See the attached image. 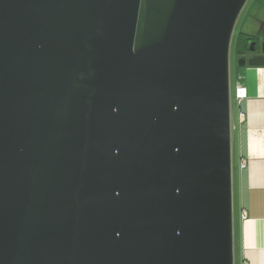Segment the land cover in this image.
Listing matches in <instances>:
<instances>
[{
	"label": "water",
	"instance_id": "95a60500",
	"mask_svg": "<svg viewBox=\"0 0 264 264\" xmlns=\"http://www.w3.org/2000/svg\"><path fill=\"white\" fill-rule=\"evenodd\" d=\"M246 1L0 0V264H234Z\"/></svg>",
	"mask_w": 264,
	"mask_h": 264
},
{
	"label": "crops",
	"instance_id": "0c3cea01",
	"mask_svg": "<svg viewBox=\"0 0 264 264\" xmlns=\"http://www.w3.org/2000/svg\"><path fill=\"white\" fill-rule=\"evenodd\" d=\"M244 7L239 33L264 40V0H247ZM238 81L246 88L240 101L234 97ZM229 82L234 264H264V65L236 64Z\"/></svg>",
	"mask_w": 264,
	"mask_h": 264
},
{
	"label": "rangeland",
	"instance_id": "374dc122",
	"mask_svg": "<svg viewBox=\"0 0 264 264\" xmlns=\"http://www.w3.org/2000/svg\"><path fill=\"white\" fill-rule=\"evenodd\" d=\"M242 9L243 10H241V12H240V14H239V16L235 22L233 34L231 37L230 55H229V73H230V71H232L233 68H235V65L238 63L237 56H235V43H236V39H237V36L239 34V31H240L242 22L244 21L246 11L248 10V7H243ZM230 93H231V105H232V101H233L232 91ZM231 109H232V107H231ZM232 159H233V157H232V143H231V165H232V172H233V160Z\"/></svg>",
	"mask_w": 264,
	"mask_h": 264
},
{
	"label": "trees",
	"instance_id": "16d2710c",
	"mask_svg": "<svg viewBox=\"0 0 264 264\" xmlns=\"http://www.w3.org/2000/svg\"><path fill=\"white\" fill-rule=\"evenodd\" d=\"M249 40L257 41V36H255L254 34H245L242 32L238 34L235 43V52L237 53V55L242 54L245 51V45Z\"/></svg>",
	"mask_w": 264,
	"mask_h": 264
},
{
	"label": "built area",
	"instance_id": "2783aa9c",
	"mask_svg": "<svg viewBox=\"0 0 264 264\" xmlns=\"http://www.w3.org/2000/svg\"><path fill=\"white\" fill-rule=\"evenodd\" d=\"M234 97L238 101L246 97V88L243 82L241 81L237 82L235 90H234ZM240 116H243V113H241Z\"/></svg>",
	"mask_w": 264,
	"mask_h": 264
},
{
	"label": "flooded vegetation",
	"instance_id": "af4514ba",
	"mask_svg": "<svg viewBox=\"0 0 264 264\" xmlns=\"http://www.w3.org/2000/svg\"><path fill=\"white\" fill-rule=\"evenodd\" d=\"M255 36H257V35L255 34ZM247 46H248V43L245 45V50H246Z\"/></svg>",
	"mask_w": 264,
	"mask_h": 264
}]
</instances>
